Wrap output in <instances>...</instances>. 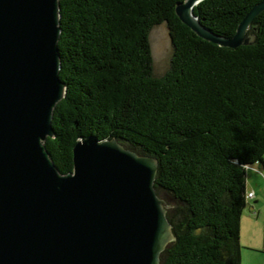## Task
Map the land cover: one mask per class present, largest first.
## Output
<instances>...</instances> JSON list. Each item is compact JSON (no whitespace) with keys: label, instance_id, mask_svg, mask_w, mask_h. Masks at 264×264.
<instances>
[{"label":"trees","instance_id":"1","mask_svg":"<svg viewBox=\"0 0 264 264\" xmlns=\"http://www.w3.org/2000/svg\"><path fill=\"white\" fill-rule=\"evenodd\" d=\"M184 0H60L57 43L64 98L45 147L61 174L77 141L115 138L155 157V189L175 241L160 264H240V217L249 166L264 156V11L248 45L199 38L175 14ZM262 0H203L202 23L231 38ZM165 23L173 48L154 76L150 30Z\"/></svg>","mask_w":264,"mask_h":264},{"label":"water","instance_id":"2","mask_svg":"<svg viewBox=\"0 0 264 264\" xmlns=\"http://www.w3.org/2000/svg\"><path fill=\"white\" fill-rule=\"evenodd\" d=\"M60 0H0V264H160L175 241L170 205L155 189L158 161L115 138L80 139L61 174L45 147L66 87L59 78ZM175 6L199 38L248 45L255 4L229 38Z\"/></svg>","mask_w":264,"mask_h":264},{"label":"crops","instance_id":"3","mask_svg":"<svg viewBox=\"0 0 264 264\" xmlns=\"http://www.w3.org/2000/svg\"><path fill=\"white\" fill-rule=\"evenodd\" d=\"M246 199L240 217V264H264V156L246 170Z\"/></svg>","mask_w":264,"mask_h":264},{"label":"rangeland","instance_id":"4","mask_svg":"<svg viewBox=\"0 0 264 264\" xmlns=\"http://www.w3.org/2000/svg\"><path fill=\"white\" fill-rule=\"evenodd\" d=\"M149 41L152 56L153 75L162 76L169 68L170 58L173 51L168 35V29L165 23L156 25L150 30ZM245 195L247 194L245 193ZM160 197L164 199L165 195L162 193Z\"/></svg>","mask_w":264,"mask_h":264},{"label":"built area","instance_id":"5","mask_svg":"<svg viewBox=\"0 0 264 264\" xmlns=\"http://www.w3.org/2000/svg\"><path fill=\"white\" fill-rule=\"evenodd\" d=\"M253 196V193H248L247 195H246V198H251Z\"/></svg>","mask_w":264,"mask_h":264},{"label":"clouds","instance_id":"6","mask_svg":"<svg viewBox=\"0 0 264 264\" xmlns=\"http://www.w3.org/2000/svg\"><path fill=\"white\" fill-rule=\"evenodd\" d=\"M249 168V167H248ZM248 199V198H247Z\"/></svg>","mask_w":264,"mask_h":264}]
</instances>
